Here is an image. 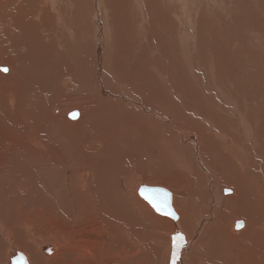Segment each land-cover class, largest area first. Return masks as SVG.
Segmentation results:
<instances>
[{"label":"bare ground","instance_id":"6f19581e","mask_svg":"<svg viewBox=\"0 0 264 264\" xmlns=\"http://www.w3.org/2000/svg\"><path fill=\"white\" fill-rule=\"evenodd\" d=\"M23 1L0 0V39L13 46L12 50L0 46V67L9 69L6 73L0 71V264H15L21 254L30 264H207L215 258L225 264L223 248L230 252L231 264H259L258 257L264 259V156L258 148L259 144L262 148L260 123L255 121H263L264 110L253 114L257 106L245 93L264 106V59L261 68L256 65L260 72L255 75L256 67L252 68L247 58H228L229 46L220 42L211 45L210 55L219 51L226 56L224 62H217L215 57L206 69L197 64L198 57L193 54L199 50L195 41L197 25L191 26L195 25L198 11L194 6L200 4L199 0L187 4L178 0L183 5L179 10L171 6L177 2L167 4L180 12L183 28L177 41L166 31L161 36L170 39L160 44L157 27L151 24L156 14L146 16V10H142L148 6L145 0L135 1V5L130 2L131 9L138 4L142 9L119 11L116 21L125 18L121 24L128 25L115 29L118 34L114 47L110 44L113 29H108L100 10L92 11L88 18L84 17L85 10L80 11L81 5L79 11L74 9L80 4L77 0H58L57 10L47 0H34L32 6L24 5L27 15L30 8L36 9L27 23L19 22L26 16H16L13 10ZM112 1L115 8L120 6ZM174 10L169 14L173 15ZM153 40L156 42L150 47L147 43ZM171 51L186 63L185 73L190 70L199 79L192 74L183 77L181 61L176 60L177 54L171 56ZM108 61L111 66L107 68ZM225 63L230 71L227 75L221 70ZM33 66L37 70L29 73L27 69ZM170 69H175L176 80L168 75ZM218 73L222 76L219 83ZM207 76L213 84L206 82ZM117 77L129 82L133 93L111 80ZM196 82L202 85L201 93L193 89ZM235 83L248 87L235 88ZM162 102L169 103V108H161ZM74 103L85 110L78 122L74 116L68 120L62 109ZM244 103H250L247 110L243 109ZM88 106L94 109L89 112L85 109ZM137 110V117H132ZM181 111L192 119L181 116ZM171 112L181 119L187 117L180 126L197 132L198 139L187 134L192 142L184 145V131L182 142L173 140L178 138ZM92 116L96 120L90 121ZM168 118L172 123L168 131L171 143L158 147L159 132L166 130ZM250 118L253 121L249 122ZM151 126L153 130L149 131ZM121 138L131 140L120 144ZM211 138L215 143L207 141ZM144 156L145 160L140 159ZM129 159L133 171L130 175L119 173L123 184L106 176L114 164ZM66 162L76 167L88 165L91 171L67 170L62 180L70 181L59 193L47 184L41 172L56 180L68 166ZM152 164H156L159 177L167 181L159 187L170 192L171 182H180L183 187L186 180L198 183L197 187L183 188V192H171L176 218L160 214L140 193L142 186L157 187H139L143 181L154 184L147 170ZM235 165L241 171L236 180L249 179L257 187L246 188L238 183L234 193L223 197L222 191L232 190H223L217 176L229 166L237 173ZM194 169L203 176L195 178ZM73 176L77 181L72 180ZM203 179L205 183L201 184ZM256 188L262 193L254 197L251 190ZM192 190L202 192L204 204L192 200ZM64 206L72 218L68 214L63 219L65 225L60 220V228H55V215L61 216ZM216 212L221 228L214 221ZM239 217L246 218L247 225L236 231L237 224L242 223L240 228L245 225L244 221H234ZM76 218L80 220L77 224ZM45 239L47 242L40 243ZM201 241L205 249L200 251ZM225 241L230 242L228 247Z\"/></svg>","mask_w":264,"mask_h":264},{"label":"rangeland","instance_id":"374dc122","mask_svg":"<svg viewBox=\"0 0 264 264\" xmlns=\"http://www.w3.org/2000/svg\"><path fill=\"white\" fill-rule=\"evenodd\" d=\"M33 1L34 0H24L23 1V5L18 3V4L13 6V8H14L13 10L15 11L16 16H18V15H25L26 16L24 19L19 20V22H24V20L27 23L30 22L31 16L34 15L36 9L33 8V10L31 11L32 8H30V10L28 11V15L25 12H23V9H24V5L25 4L32 6L31 3ZM77 1L80 4L77 5V7L75 6L74 9L78 10V11L81 9L80 11L83 12V13H85V11H86V13H87L86 15L87 16L85 15L84 17L90 18L91 14L95 10L96 11L100 10L99 12H100L101 16L103 15L102 17H103V19H105L104 21L106 22V24H109V28L108 29H113V32L111 31L110 44H112L114 42L116 45H117L116 35L118 34V32H116L115 29L117 27H122V26H124L126 24V23L125 24H121V21L125 20V18H120L118 21H116V18L120 17L119 11H121V12L122 11L132 12L133 11L134 12V8H136L135 9L136 12L137 11L139 12V10L142 9L140 7L141 5L139 6L138 3L137 4H138L139 7L136 5V7L134 6V8L131 9L132 8L131 6L135 5L134 4L135 1H138V0H134V1L133 0H116V2L120 3V6L117 7V8H115L114 3H113L112 0H83V2H81L82 0H77ZM91 1H94V2L97 1L95 3L96 7L94 5H92V6L90 5ZM162 1L163 0H145L146 4L148 6L142 9L143 12L146 10V13H147L146 16L152 15V17H153L156 14L155 15L156 18H153V20L151 21V24L152 25H156V27H157L156 34L158 36H160V38L157 37V39L159 40V41H157V44H160V43H163V42L166 43V41L168 42L170 37L167 39V38H163L161 36V35H164V33L166 31L170 32L171 38H174L176 40V37H179V34H181V33H179V32L182 31L181 27L183 28V24H182L181 19L179 18V15H178L180 12L178 11L179 13H177V10H179V8L181 9V7L183 6V5L180 4L181 2L178 3V0H170L169 2L167 1V3H166L167 7L165 8V2H166V0H165V2L163 1L164 2V8H163V5H162L163 2ZM190 1H192V0H190ZM130 2H133V3H131L132 5L129 4ZM159 2H162V3H160V5H159ZM172 2H177L181 6H176V5H178L177 3L176 4L173 3V5H171ZM187 2H189V0H187L186 2L184 0V3L187 4ZM199 2H200V4L197 7L194 6V8H196V10L198 11V12H195V13H197L196 14L197 16H195L196 17L195 18V25L191 26V28H193L194 26L197 25V27H196L197 32L195 30V33H197L195 41H196L197 49L199 47V50H194L193 51V54H195L198 57L197 59L199 60V61L197 60V64L202 66V68L206 69L209 66V64H211V62L215 61L214 60L215 57H216V59H218L217 62H220L219 60H222L224 62L225 61V57L227 55L229 57H231V58H234L235 60L239 56V58H237V59L247 58L249 60V62H250L251 67L252 68L256 67V70L254 69V73L256 72L257 74H259L260 70L257 69L256 65H258V67L261 68V66H262L261 59H264V0H222V1H220V0H199ZM150 3L154 4L153 5L154 7H152V5H150ZM168 3L171 6L175 5L174 7H176L177 10H174L176 8L171 7L170 5H167ZM201 3H202V6L200 8ZM47 4L49 6H51V7H53L55 10H57L58 0H47ZM80 5H81V8H80ZM155 5H157L158 7L155 6ZM137 8H138V10H137ZM168 8H170V9L167 10ZM190 8L191 7H188V9H190ZM129 9H130V11H129ZM152 9L153 10L156 9V11H154L155 13L153 12ZM182 9H184V8H182ZM66 10H67V8H65V11ZM170 10L172 12L174 10V12L176 14L173 13V15H178V16H175V18H178V19H175L174 16L171 15L172 13H171ZM103 11H104V13H101ZM162 12H164V13L162 14ZM169 13H171V14H169ZM37 14H39V13H37ZM53 14H57V13H53ZM166 14H167V16H166ZM208 14H209V16H208ZM172 16H173L174 19L172 18ZM257 19H258V21H257ZM176 20H178V21H176ZM44 22H45V20H44ZM156 22L159 24V26L157 25ZM176 23H178V24H176ZM144 24H147V22L146 23L144 22ZM160 24H161V26H160ZM181 24H182V26H181ZM126 25H128V24H126ZM175 27H177V28L180 27L179 28L180 31H178L179 29L177 30V28H175ZM115 33H116V35H115ZM173 34H176V35L173 36ZM40 36L42 37V34ZM201 38H203V39H201ZM155 42H156V40L148 41L147 44H150L149 46L152 47V45ZM220 42H221V45L225 44L226 46H229V51L226 54V56L225 55L222 56V55L218 54L219 51H216V55L215 54L210 55L211 45H214V44L220 43ZM114 43H113L112 47L115 46ZM176 44H177V42H176ZM0 46L3 49H6V50H12V48H13V46L10 43V41L7 42L6 40H2V39H0ZM15 47L20 48L19 46H15ZM39 51H40L39 48L35 50L36 53H38ZM170 53H171V56H175L177 54V53H174L173 51H171ZM161 55H162V52H161ZM178 55L179 54H177L175 58H176V60L181 61L179 65L182 66L181 67L182 69L180 70L182 72V70H184V67L186 66V63L184 62L182 57H180V55L179 56ZM177 56H178V59H177ZM248 57H250V58H248ZM212 59H213V61H212ZM251 61L254 62V63H252ZM226 63L223 64L224 69H223V67H221V70L222 71L224 70L223 72L221 71L222 73H224V75H227L230 72V71H228L226 69V66H225ZM109 65L111 66V62L108 61V63L106 64L107 68L109 67ZM27 70H28L29 73H32L33 70H37V68L35 66H33L32 69H27ZM39 70H41V67L39 68ZM237 70L239 72V69H237ZM183 72H184L183 73V77H187L188 75L192 74V72L190 70H189V72L187 71V73H185V70ZM256 73H255V75H256ZM168 75L170 77H174L176 75L175 69H170L168 71ZM218 75H219V77H217V82L219 83L222 80V76L219 73H218ZM192 76L199 79L198 75L192 74ZM208 77L209 76H207L206 82L208 81L207 83L213 84L214 81H212V78L211 77L208 78ZM176 79H177V76H175L173 78V80H176ZM214 79H215V77H214ZM111 80H114L116 85L125 86L129 92L133 93L134 90L132 89V87H131L129 82H126V81H124L123 79H121L119 77H117L116 79L111 78ZM178 81H179V79H178ZM251 84L255 87L254 82L251 83ZM195 86L196 87L192 86V87H194L193 89H195L196 91L201 93V90H202L201 89V87H202L201 83L196 82ZM233 86L235 88H239V89L242 88L244 90H246V88L248 87L244 83H243V85L239 84V86L237 85V83H235ZM250 91H252V89L249 87V91L248 92H250ZM135 93H134V95H135ZM206 94H208V93H206ZM245 94L249 97L250 102L254 101L256 106H257V109H256V111L253 114L264 110V106L262 104V101H257L255 99H253L248 93H245ZM115 99H117V97H115ZM109 103H110L111 107L113 108V99L111 97L109 99ZM160 107L161 108H169V103L162 102ZM249 107H250V103H244L243 104V109L244 110H247ZM62 109H64L66 117H67L68 120H69V118L71 116H74L75 119L77 120V122L80 121L83 118L84 114H85L84 108L82 106H80L79 104H77V103L67 104ZM85 109L87 111L91 112L94 108H93V106H88V107H85ZM139 112H140L139 110L135 111V114H133L132 117H137V114ZM171 113H172V117L176 120L173 123H175V126H174V130H175V134H176L175 138H178L177 140L176 139H173V140H175L176 142H180V141L182 142L183 141V137L182 136H183V132L184 131H185L184 133L186 134V136H185L186 137L185 138L186 139V143L182 142L184 145H186L187 143L189 145L190 142H192V141H190L191 139L189 137H187V134L194 135V136H196L195 139H198L199 135H198L197 132H194L193 130H192V132H190L188 130H184L182 128V126H180V122L182 120L186 121L187 117L184 118V119H181V118H178V115L176 113H174V112H171ZM119 114L122 115V116L123 115L126 116V113L124 111H120L119 110ZM179 114L181 116L189 115V114H186L183 111L179 112ZM165 115H168V113H165L164 116ZM236 115H237V113H236ZM189 116L190 117H188V118L192 119V116L191 115H189ZM92 120H96V116L90 117V121H92ZM250 121H253V119L250 118L249 122ZM170 122H171V119L168 118V120L165 122L166 130L162 131V132H159V133H161V141H157L156 142L158 147L163 146L165 148L169 143H171V139L168 137V131H170L169 129L171 128V125H172V123H170ZM255 122H259L260 123L259 128L261 130V142H262V148L263 149L261 148L260 144L258 145V148L260 147L259 151H261L260 152L261 155L264 156V153H263L264 152V119H263V121H255ZM96 123L99 125L102 122L96 121ZM176 124H178V125L176 126ZM199 124H197V125H199ZM155 125L159 126L160 123H156ZM179 128H180V130H178ZM151 130H153V126H151L149 128V131H151ZM180 132L182 134L181 136L179 135ZM210 136H212V135H210ZM212 139L213 138H211V141L210 140H207V141L215 143L214 142L215 140L214 139L212 140ZM129 140H131V139H129V138H121L119 143L122 144V143H125V142L129 141ZM259 142H260V140H259ZM261 149L263 150V152H262ZM67 155H68V151H67ZM130 156L133 157L134 159H136L135 158L136 156L134 154L130 153ZM140 159H144L145 160V156L140 158ZM157 160L159 161V159H157ZM152 162H154L156 164L158 163V162H155V161H152ZM66 164L68 166L66 167V169L64 171L59 172V175L57 176L56 180H52V177L47 172H45V171L41 172L42 173V177L47 179V184L51 185L54 188V190L56 192H59V193L62 192L64 189H66V186H68V185H66V183L68 181H70V179L62 180V177H63V175L65 174V172L67 170H71V169H73V170L81 169L82 170L83 168H84V170H90L89 168H86V167H88V165L86 166L85 164L80 166V167H76L75 163L66 162ZM66 164H65V166H66ZM156 164L148 165V167H147L148 175L150 176L151 179L154 180V184H148L147 182L143 181V183L139 187H141L142 185L163 186V184L167 182L164 179L159 177V174H158L157 169H156ZM235 166H236V169H237V173L232 172L230 170V166H229V167L226 168V170L224 171V173L221 176H217V179L219 181V185L222 187L223 190L224 189H231L232 190L231 193H223V191H222L221 193H222L223 197H226L229 194L234 193V188L233 187L236 186L238 183L242 187H246V188L257 187V185L253 184L249 179H245V182L237 181L236 177L238 176L239 173H241V171H240V169H239V167L237 165H235ZM258 169H260V168L258 167ZM122 171H124L128 175H130L132 173L133 164L130 161V159L127 160V161H120V162L114 164L105 173H106V176L108 178L112 179L115 183H116V181H119V182H121V184H123V181L120 180V178H119V173L122 172ZM214 171H215V169H214ZM200 172H202V171H200ZM193 174H196V175H193L195 178L197 177V175L203 176V174L198 173L196 171V169L193 170ZM256 175L259 178L261 177L260 173H256ZM228 177H231L232 179L229 180ZM72 180L73 181H77L75 176H73ZM205 180L206 179H203V183H202V180H201L200 181L201 184H204ZM57 183H60L59 188L55 187V185ZM186 183H187V185L183 187V185L180 184V182L178 184H175L174 182H171L172 186L169 189L171 190V192H175L176 190L183 192L184 191L183 188H185V190H188V188H190L192 185L194 187H197V184H198L196 180H193V181H190V182L188 180H186ZM124 185H125V182H124ZM164 187H166V186H164ZM251 191H252V195L254 197L258 196L259 193H262L260 188L252 189ZM189 194H190L192 200L197 202L198 204H204L205 203L203 201V199L201 198L203 196L202 192L192 190V192L189 193ZM129 200L132 201V198L130 196H129ZM148 202L153 207V204L150 201H148ZM63 208H64V210L59 212V213H61V216L55 215V217H57L56 218L57 226L55 225L54 226L55 228H60L58 226V225H60V222H59L60 220L63 223V225H65L64 224L65 221L63 219H67L68 218V214L71 215L70 213L66 212L65 206ZM213 209L216 210V208H214V207L212 208V210ZM233 212L234 211H231V214H233ZM162 215H164V214H162ZM216 216H217V212L215 214V219H214L215 223L217 224V219H216L217 217ZM71 218H72V215H71ZM72 221H74V219H72ZM79 221L80 220L78 218L75 219V223L76 224ZM234 221L237 222V223L239 221H244V223H245V225L243 227H241V228L237 224L236 231L244 229L246 227V225H247V219L244 218V217L236 218ZM218 227L221 228L220 225H218ZM52 233H53V231L51 230L50 234H52ZM92 236L94 237V234H92ZM45 242H47V239H45L44 241H42L40 243H45ZM228 245H230V242L225 241V247H228ZM198 248H199L200 251L205 249L203 241L200 242ZM153 252H155V251L153 250ZM216 254H217V252H216ZM211 256H214V254L211 253ZM221 257H223L225 259V264H231V262H230V252L227 249L223 248L221 250ZM258 261H259V264H264V259H262L261 257H258ZM221 262H222L221 259L215 258L210 263H207V264H220Z\"/></svg>","mask_w":264,"mask_h":264},{"label":"water","instance_id":"95a60500","mask_svg":"<svg viewBox=\"0 0 264 264\" xmlns=\"http://www.w3.org/2000/svg\"><path fill=\"white\" fill-rule=\"evenodd\" d=\"M140 193L147 200L155 201L157 204L161 206V210L158 212L170 216L172 215L169 213L174 212L175 216H177L176 212L173 210L172 207V193L168 189L159 186L157 187L142 186L140 188ZM241 224L242 223L240 222L239 225ZM16 260L14 261L15 264H29L26 257L22 254L20 255V258L17 261Z\"/></svg>","mask_w":264,"mask_h":264},{"label":"snow or ice","instance_id":"6c2138e0","mask_svg":"<svg viewBox=\"0 0 264 264\" xmlns=\"http://www.w3.org/2000/svg\"><path fill=\"white\" fill-rule=\"evenodd\" d=\"M0 71L6 73V72L9 71V69L6 68V67H0ZM150 202L153 204V207H155V208L157 209V211H160V210H161V206H160L159 204H157L155 201H150ZM165 206H167V205H165ZM169 214H171V215L173 216V218H176L174 212H170ZM177 239H178V240H179V239H182V237L178 236Z\"/></svg>","mask_w":264,"mask_h":264}]
</instances>
